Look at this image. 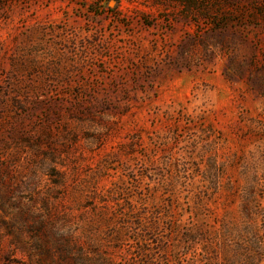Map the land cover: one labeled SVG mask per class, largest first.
Masks as SVG:
<instances>
[{
	"label": "rangeland",
	"instance_id": "1",
	"mask_svg": "<svg viewBox=\"0 0 264 264\" xmlns=\"http://www.w3.org/2000/svg\"><path fill=\"white\" fill-rule=\"evenodd\" d=\"M245 204L264 240V0H0V264H207L173 216L264 264Z\"/></svg>",
	"mask_w": 264,
	"mask_h": 264
},
{
	"label": "trees",
	"instance_id": "2",
	"mask_svg": "<svg viewBox=\"0 0 264 264\" xmlns=\"http://www.w3.org/2000/svg\"><path fill=\"white\" fill-rule=\"evenodd\" d=\"M243 210L247 215L244 226L240 227V229L238 230V232H236V234H232L231 230L229 232L227 230L223 232L226 237L236 236L240 239H242V236H241L242 234L246 232L247 234L249 233V236L251 237V239L249 240V242H247V244L250 246V250H254L255 248L259 247L260 244L264 243V240H261L260 237H258V235L255 233V229L256 228L258 229L256 223L254 222V217L252 216V213L253 211H255V209L253 207H248V205L245 204L243 206ZM134 220H136L135 223L137 224L139 223L142 225L141 216H136ZM247 220H249L252 225H249L248 224L249 222H247ZM168 222H169V226L167 227V230L170 236L179 235L182 242H189V244H200L199 251L201 252V254L200 253L199 254L200 256L202 255L204 257V260L205 262H207V264L211 263L213 259L218 258L217 255H218L219 249L226 252L225 249H228L229 247H233V246H234L233 251L236 252L237 254H235V257H233L232 259L234 260L235 258H239V251L241 250V244L239 242H237V244H234L235 241H233L232 243L228 242V245L222 244V247H220L218 245L220 243H216L218 235L215 232L212 233V232L207 231V229L205 228V225L203 224L201 220L196 219V222H193V224H191V226L187 228H183V226L181 225V219L175 216L168 219ZM252 222H254L255 224H253ZM247 234L243 236H247ZM143 241L145 240L139 238L138 245L143 246L142 244ZM243 241H245L244 237H243ZM160 246L162 248V244H160ZM144 250L146 249L144 247H141V251L143 252ZM203 257L200 258L195 255L193 261H196V262L200 261ZM244 258H245V261H244L245 264L255 263L253 262L255 261L254 259L255 256L253 252L251 255L247 257L244 256ZM225 262H227V260H225L224 263ZM227 264H230V263H227Z\"/></svg>",
	"mask_w": 264,
	"mask_h": 264
}]
</instances>
